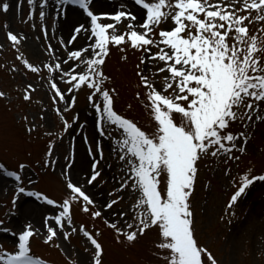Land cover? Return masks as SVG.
<instances>
[{"label":"rangeland","instance_id":"1","mask_svg":"<svg viewBox=\"0 0 264 264\" xmlns=\"http://www.w3.org/2000/svg\"><path fill=\"white\" fill-rule=\"evenodd\" d=\"M42 2L35 0L34 6H30L28 0H0V3L9 4L7 12L0 10V92L4 94L0 97V164L4 165L0 169V220L4 221L3 227L11 229L7 234L0 233V245L12 251L19 242V233L30 223L38 233L30 240L31 253L47 261L46 264H81L88 255L85 249H90L82 231L72 233L68 241H64L61 236L54 239L51 245L44 243L47 235L45 218L58 215V205L62 198H66L67 181L62 170L74 160L69 170L72 182L84 186L87 194L95 201L92 210H100L102 215L91 219L88 214L80 211L77 202H73V222L64 230L70 231L72 227L79 229L80 225H84L102 245V264H165L163 256L167 254L166 251L156 247L162 239L158 227L147 229L144 235H138L137 240L129 244L123 236L118 241L116 232L105 224V220L116 222L118 227L130 231L126 229L125 221L136 224L132 218L135 212L132 206L136 204L139 194L131 189L117 192L118 181L124 179V165L113 149L118 147L116 141L122 139V134L115 127L103 125L104 136L98 133L94 123L97 113L88 100L93 90L81 87L68 92L73 83L70 75L81 70L87 71V68L79 61H69L68 64L62 62L68 59L69 52L82 51L92 42L85 39L89 34L87 32L79 35L71 45L68 41L79 25L90 28V18L78 6H62L60 14L55 0H48L43 9L40 7ZM218 2L210 0L213 4ZM121 5H126V10H131L137 16L134 23H143L146 10L136 6L133 0H92L89 7L94 14L100 15L114 14L121 10ZM41 11L45 12L43 20L40 18ZM251 15L254 17L257 13L253 11ZM99 22L114 23L110 19H101ZM126 24L118 25L116 34L126 32ZM245 24L250 35H264L260 31L264 29V21H245ZM171 27V21L160 25L151 34V38L158 41L159 31L170 30ZM136 30L142 31L138 27ZM8 31L23 37L19 44L13 45L7 39ZM229 43L232 41L229 40ZM49 45L52 52L48 51ZM157 51L155 46H151L152 53ZM108 53L102 66L108 78L103 87L115 89L114 110L137 123L142 130L154 131L155 124L145 107L146 89L140 84L137 72H144L159 85L163 82L164 74H153L157 67L163 66V62L148 60L151 71H145L141 59H146L149 54L140 49L134 50L130 44H109ZM82 56L85 60L90 58L83 51ZM25 60L38 70L32 72L25 65ZM261 60L264 61V55ZM55 63H61L63 71H52L50 67H45ZM63 72H69L70 75L61 79ZM51 82L57 83L58 88L65 93V101L75 97L73 106L67 112L64 111L66 102L55 97ZM137 93H140L139 99ZM26 94L30 99H24ZM244 111L246 109L241 108V114ZM257 112L264 115V102H258L253 117ZM77 116L79 119L73 123V118ZM65 121L72 124L67 131L64 130ZM80 125L84 127L80 128ZM229 130L236 135L245 132L246 150L244 153L233 150L231 155L239 156V160L228 159L227 156H209L199 161L198 177L189 200L194 238L198 246L207 249L217 264H264V182H255L246 196L231 208L227 207L242 176L248 175L251 178L264 174V121L254 118L249 122L245 119L232 123ZM85 135L88 138L87 144L83 139ZM97 141L103 152V159L98 165L101 177L89 186L84 177L91 173L93 157L89 156L88 151L91 149L93 156L99 159L96 153ZM49 145H52L51 154L48 151ZM20 164L25 167L19 169ZM4 171L18 172L23 179L18 181L15 176H6ZM19 186L25 187L24 194L16 192ZM28 192H39L41 197L28 196ZM109 193L114 195L109 196ZM14 195L18 197L15 207L12 204ZM44 196L57 203L47 205ZM117 196L123 199L112 209L105 210V203ZM121 210L127 214L124 219L118 214ZM10 212L14 214L9 215ZM113 213L117 215L113 216ZM48 224L55 227L51 219ZM97 232L100 235L96 236ZM202 259L204 264H210L205 254H202Z\"/></svg>","mask_w":264,"mask_h":264},{"label":"snow or ice","instance_id":"2","mask_svg":"<svg viewBox=\"0 0 264 264\" xmlns=\"http://www.w3.org/2000/svg\"><path fill=\"white\" fill-rule=\"evenodd\" d=\"M47 2L48 0H43L40 7L45 8ZM55 2L60 14L63 11L62 6L73 5L82 9L90 18V28L79 25L68 41L71 45L79 35L89 33L85 39L92 42L82 51L90 58L85 60L82 51L76 50L69 52L68 59L62 62L68 64L69 61H79L86 66L87 71L76 72L73 69L76 74L71 75L69 72H63L61 79L70 75L73 83L68 92L81 87L93 90L88 100L97 113L94 123L98 133L104 136L103 126H108L119 129L122 134V139L116 141L118 147L113 149L124 165V179L118 181L117 192L131 189L139 194L136 204L132 206L135 210L132 218L136 224L125 221V227L130 231L118 227L116 222L105 220V224L116 232L118 241L123 236L129 244L136 241L138 235H144L147 229L158 227L162 239L156 247L166 251L167 254L163 256L165 264H204L202 254L207 256L210 264H217L207 249L198 246L194 238L193 214L189 200L194 191L200 160L209 156H227L228 159L239 160V156L231 155L233 150L245 152L246 134L243 131L238 135L233 134L229 130L231 124L245 119L251 122L254 118L264 121V115L259 112L253 117L258 102H264V61L261 60L264 55V35H250L245 24V21H264V0H219L215 4L210 3V0H133L136 6L146 10L145 19L140 24L134 23L137 16L131 10H126V5H121V10L114 14L96 15L89 7L92 0ZM28 4L34 6L35 0H28ZM8 9V3H0V10L7 12ZM253 11L257 13L254 17L251 15ZM240 12L248 14L238 15ZM40 18H45L44 11L40 12ZM101 19H110L114 23L103 24L99 22ZM169 21L172 24L170 30L161 29L158 33L160 39L153 40L151 34ZM125 22L126 32L116 34L117 26ZM137 27L142 31L138 32ZM260 31L264 32V29ZM22 38L11 31L7 32V39L13 45L19 44ZM229 40L232 41L231 44ZM109 44H130L134 50L140 49L148 53L146 59H141L145 71H151L148 60L163 62V66L157 67L153 74H164L163 82L159 85L144 72H137L140 84L146 89L145 107L155 124L154 131L142 130L137 123L114 110L115 89L103 87L108 78L104 75L102 66L109 54ZM240 45L244 47L241 48ZM151 46H155L158 51L152 53ZM48 51H53L51 45L48 46ZM24 63L32 72L38 70L27 60ZM45 67H50L52 71H63L61 63ZM137 67L139 68V65ZM50 86L55 91V97L65 101V93L58 88L57 83L51 82ZM28 87L31 88V85ZM3 95L0 92V97ZM139 98L140 93H137V99ZM24 99L28 100L30 96L26 94ZM74 101L75 97H72L71 101H65V112L73 106ZM241 108L246 109L242 114ZM78 119V116L74 117L73 123ZM71 127L72 124L65 121L64 130L67 131ZM83 127L84 125H80V128ZM83 139L87 144L86 135ZM48 151L51 154L52 145H49ZM96 153L99 159L93 156L91 149L88 151L89 156L93 157L91 173L84 177L89 186L101 177L98 165L103 159V152L99 141ZM72 163L74 160L62 170V175L67 181L66 198H62L58 205L59 214L45 218L47 235L44 243L51 245L54 239L61 236L64 241H68L72 233L82 231L91 251L89 248L85 249L88 255L81 264H102V245L84 225H80L79 229L72 227L70 231L64 230L73 222V202H77L80 211L88 214L91 219L102 215L100 210H92L91 206L95 201L87 194L84 186L72 182L69 171ZM24 167L23 164L18 165L19 169ZM3 168L4 165L0 164V169ZM3 174L15 176L18 181L23 179L18 172L4 171ZM255 182H264V174L251 178L248 175L242 176L227 207L231 208L246 196ZM16 192L24 194L25 187L19 186ZM27 195L41 197L39 192H28ZM112 195L114 193H109V196ZM17 198L14 195L13 207ZM43 199L47 205L57 203L46 196ZM121 199L122 196H117L116 199L105 203L104 209H112ZM53 211L55 212V209ZM118 214L121 219L127 215L122 210ZM115 215L117 213H113V216ZM49 219L54 221L55 227L49 226ZM3 224L4 221L0 220V233L11 232V229L3 227ZM37 234L29 223L19 233V242L14 245L12 251H7L0 245V264H46L43 259L31 253L30 240ZM12 235L15 236L16 233ZM56 247L59 248L60 245L57 244Z\"/></svg>","mask_w":264,"mask_h":264},{"label":"trees","instance_id":"3","mask_svg":"<svg viewBox=\"0 0 264 264\" xmlns=\"http://www.w3.org/2000/svg\"><path fill=\"white\" fill-rule=\"evenodd\" d=\"M198 171H199V167H198ZM197 177H198V172H197ZM197 179V178H196Z\"/></svg>","mask_w":264,"mask_h":264}]
</instances>
